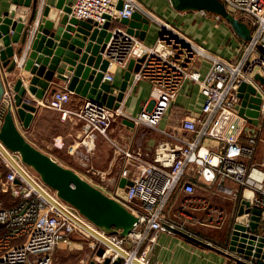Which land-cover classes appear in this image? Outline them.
<instances>
[{
  "label": "built area",
  "instance_id": "built-area-1",
  "mask_svg": "<svg viewBox=\"0 0 264 264\" xmlns=\"http://www.w3.org/2000/svg\"><path fill=\"white\" fill-rule=\"evenodd\" d=\"M117 1L75 0L70 14L78 20L95 23L98 29L107 20L111 24L117 19H128L135 12L158 26V36L152 46L144 45L123 28L111 27L104 48L99 52L101 59L106 61L105 71H100L101 82L111 83L113 69L126 67L130 60H133V66L138 64L137 71L133 73V84L146 81L150 87V96L138 114H125L120 105L110 109L93 99H83L76 110L67 109L65 105L73 93L65 86L55 88L43 106L60 112L62 120L74 119L80 126L81 137L73 148L72 156L89 171H95L90 161L95 141L98 136L104 138L114 158L121 160L119 178L131 181L130 185H125L126 199L122 202L137 217V222L126 236L97 230L23 165L17 153L0 143V164L5 168L1 190L11 199L8 207L0 201V228L4 229L0 235V264H52V254L58 244L69 246L78 242L73 235L85 237L88 242L85 246L88 251L79 259V264H86L89 260L101 263L106 257L112 261L118 256L124 258L123 264L129 261L133 264V259L149 264L147 259L137 256V250L149 232L153 231L154 236L159 232L188 233L187 226L192 219L187 211L188 200L175 218L165 220L163 211L174 191L180 189L185 194H193L199 178L209 185L215 181H230L239 188L252 191L254 196L250 209L260 210L264 217V184L251 183L247 170V164L254 159L258 132L264 121V84L255 79V76L264 79V53L260 50H264V0H219L250 31L249 39L241 40L235 59L210 53L137 0H120V9H116ZM197 12L203 18L221 20L205 10ZM14 58L16 64L22 66V57ZM200 59L210 62L204 75L198 70ZM3 70L0 69L4 88L0 125L2 114L8 107L12 108L14 95L12 81ZM186 81L196 84L203 96L199 113L180 122L181 136L159 131L157 127L162 117ZM242 83L254 89V94L249 97L257 96L259 99L257 123L254 125L248 122V117L238 113L241 100L238 87ZM115 119L129 122L136 129L143 127L144 131L162 133L164 137L156 142L149 159L145 158L147 154L143 145L145 132L138 134L136 131L126 146L110 136L109 130ZM19 127H22L21 123H18ZM186 134L190 136L186 137ZM205 139L215 141L220 147L205 146ZM261 164L264 166V158ZM189 166L193 167L191 173L187 172ZM231 194L235 196L236 191ZM199 205L203 209H211L204 200H200ZM76 222L87 226L98 236ZM11 241L14 243L10 244ZM97 248L104 250L102 256L95 254Z\"/></svg>",
  "mask_w": 264,
  "mask_h": 264
},
{
  "label": "water",
  "instance_id": "water-1",
  "mask_svg": "<svg viewBox=\"0 0 264 264\" xmlns=\"http://www.w3.org/2000/svg\"><path fill=\"white\" fill-rule=\"evenodd\" d=\"M171 7L179 12L205 10L219 16L242 40L249 39V28L245 23L229 13L219 0H168ZM118 0L116 9H120ZM71 6L64 0H57L52 7L39 9L38 0H10L8 9L0 16V69L10 75L17 73L12 83L14 92L12 108L2 114L0 143L9 151L17 153L23 165L30 168L56 195L72 206L97 230L104 233H118L121 236L133 228L137 217L128 210L122 200L126 199L125 185L131 181L120 178L115 196H107L84 180L70 168L63 167L49 155L31 145L19 132L15 119L23 128L29 126L35 107L25 100L27 92L43 99L55 90L53 79L65 83V88L83 99H93L110 109L119 107L123 98L120 91L109 92L108 83L101 82L106 61L99 52L104 48L112 27L107 20L100 29L89 20H78L71 16ZM125 30L134 36H143L149 21L135 12L130 18L117 19ZM136 28V30H134ZM142 31L139 32L138 30ZM11 44H17L13 48ZM264 53L263 49H260ZM23 59L22 66L15 58ZM133 60L128 63L132 68ZM133 72L138 69L134 65ZM24 72H28V78ZM260 83L264 79L255 76ZM4 92L0 76V102ZM254 89L244 83L238 87L240 97L239 115L248 117L256 124L258 116V97ZM249 101V102H248ZM129 126L131 123L125 122ZM239 202L237 217L232 224L228 237V250L234 252L230 258L235 264H264V217L258 209H250L253 192L245 189ZM88 232L97 235L83 225ZM98 236V235H97ZM75 239H80L73 235ZM193 240V239H192ZM196 241V240H195ZM104 250L97 248L95 254L102 256ZM126 257V255H124ZM124 258L114 260L108 257L100 263L90 260L87 264H123ZM133 264H144L137 259Z\"/></svg>",
  "mask_w": 264,
  "mask_h": 264
},
{
  "label": "crops",
  "instance_id": "crops-1",
  "mask_svg": "<svg viewBox=\"0 0 264 264\" xmlns=\"http://www.w3.org/2000/svg\"><path fill=\"white\" fill-rule=\"evenodd\" d=\"M57 0H38L39 9L44 6L52 7ZM75 0H64L65 5H72ZM144 7L150 9L157 17L173 25L185 35L191 37L198 44L203 46L210 53L227 59H235L239 54V44L241 38L237 37L230 26L212 17L203 18L197 11L179 12L173 9L168 0H137ZM10 0H0V16L8 9ZM117 20L111 23L112 27L125 29L126 26L119 24ZM136 30V28H134ZM139 32L142 30L139 29ZM159 28L155 23L149 22L147 29L140 38L136 36L144 45L152 46L158 36ZM16 48L17 44H11ZM198 70L204 75L210 62L200 59ZM134 68V66H132ZM124 68L113 69V79L109 92L120 91L122 89L123 98L120 102L121 110L125 114L137 115L143 103L150 96V87L146 81H139L133 84V69ZM4 71V70H3ZM2 72V70H1ZM28 78V72H24ZM12 83L17 78V73L8 74ZM55 88H64L65 83L53 79ZM40 99L27 92L25 100L35 107L34 113L27 128L19 127V132L31 145L39 151L49 155L53 160L63 167L72 169L78 174L82 173L87 177L88 182H100L105 188H109V196L115 195V190L119 181V170L121 160L114 158L111 147L102 136H98L95 141V151L91 156V167L95 171H89L72 156L73 148L81 137L80 126L75 120L68 118L62 120L60 112L51 110L43 106V102L49 97ZM83 97L72 94L69 102L65 105L67 109L76 110L82 102ZM203 102L198 86L189 81L184 82L176 99L166 111L158 125L159 131L170 132L181 136L180 122L187 116L199 113ZM16 125L19 120L15 119ZM254 125V124H253ZM143 127L136 129L132 125L120 120L116 126L111 125L110 136L119 143L127 145L134 138V133L145 132L143 141L144 151L149 159L156 142L163 138L161 132L156 130H143ZM190 135L186 134V137ZM204 145L212 148H219L215 141L205 139ZM220 145V144H219ZM264 158V121L261 124L257 137V146L254 159L247 164L248 179L254 184H264V166L261 164ZM257 164V165H256ZM192 166L187 172L191 173ZM5 173V168L0 164V201L3 206L8 207L11 199L8 193L1 190V177ZM101 177V179H100ZM96 180V181H95ZM109 184H111L109 186ZM245 188H239L230 181H215L213 184H205L199 178L195 184L193 194H185L182 190L174 191L165 206L163 217L165 220L175 218L180 207L189 201L187 211L192 216L187 226L188 233L181 231L159 232L155 234L151 231L137 250V256L143 260H148L149 264H235L230 258L234 252L228 250V237L232 224L237 217L239 202L243 198ZM248 190V189H247ZM104 193L106 191L102 189ZM236 191L233 196L231 192ZM250 191V190H249ZM252 192V191H251ZM204 200L207 208L203 209L199 202ZM220 212V217L218 216ZM4 229L0 228V235ZM190 234V235H189ZM153 237V240L151 238ZM193 239V240H192ZM196 240V241H195ZM14 243L11 241L10 244ZM78 247L77 245L75 246ZM128 264H132L130 261Z\"/></svg>",
  "mask_w": 264,
  "mask_h": 264
},
{
  "label": "rangeland",
  "instance_id": "rangeland-1",
  "mask_svg": "<svg viewBox=\"0 0 264 264\" xmlns=\"http://www.w3.org/2000/svg\"><path fill=\"white\" fill-rule=\"evenodd\" d=\"M222 21H224V20H222ZM117 123H118V120L115 119L113 121V124L116 126ZM260 168L264 169L262 167H260ZM80 171L81 172H79V173H81V174H79V176H81L84 180H86L85 178H87V177L84 175V173H82V170H80ZM100 179H101V177H100ZM90 184L93 185L94 187H96L97 189H99L101 192H103L102 189L104 191H106L107 194L104 192L103 193L106 194L107 196L110 195L109 194L110 192L108 191L109 188L108 187L105 188L103 185L100 184V182L96 181V182H91ZM110 185L111 184H109V186ZM81 236H83V235H81ZM77 240H78V242L75 241L74 243L70 244L69 246L58 244L57 247L54 249L53 254H52L53 255L52 264H79V259L82 258L83 255L88 251L85 247L88 242H87V239L85 237H84V239L80 238ZM76 245L78 246L77 248L75 247ZM127 247H129V246L127 245Z\"/></svg>",
  "mask_w": 264,
  "mask_h": 264
},
{
  "label": "bare ground",
  "instance_id": "bare-ground-1",
  "mask_svg": "<svg viewBox=\"0 0 264 264\" xmlns=\"http://www.w3.org/2000/svg\"><path fill=\"white\" fill-rule=\"evenodd\" d=\"M78 225H80L78 222H76ZM83 228V225H80ZM85 229V228H84ZM85 234V233H84Z\"/></svg>",
  "mask_w": 264,
  "mask_h": 264
}]
</instances>
